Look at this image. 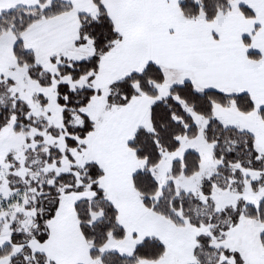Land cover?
<instances>
[{
    "label": "snow or ice",
    "instance_id": "6c2138e0",
    "mask_svg": "<svg viewBox=\"0 0 264 264\" xmlns=\"http://www.w3.org/2000/svg\"><path fill=\"white\" fill-rule=\"evenodd\" d=\"M0 264H264V0H0Z\"/></svg>",
    "mask_w": 264,
    "mask_h": 264
}]
</instances>
